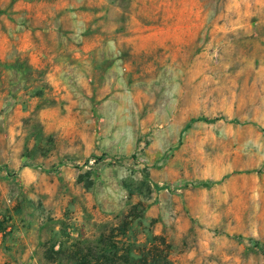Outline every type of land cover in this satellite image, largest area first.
Returning <instances> with one entry per match:
<instances>
[{
	"label": "rangeland",
	"instance_id": "rangeland-1",
	"mask_svg": "<svg viewBox=\"0 0 264 264\" xmlns=\"http://www.w3.org/2000/svg\"><path fill=\"white\" fill-rule=\"evenodd\" d=\"M10 226L0 264H264V0H0Z\"/></svg>",
	"mask_w": 264,
	"mask_h": 264
},
{
	"label": "built area",
	"instance_id": "built-area-1",
	"mask_svg": "<svg viewBox=\"0 0 264 264\" xmlns=\"http://www.w3.org/2000/svg\"><path fill=\"white\" fill-rule=\"evenodd\" d=\"M13 234L14 233V229L12 228V226L8 227L6 230L4 228V230L2 232H0V234Z\"/></svg>",
	"mask_w": 264,
	"mask_h": 264
},
{
	"label": "trees",
	"instance_id": "trees-1",
	"mask_svg": "<svg viewBox=\"0 0 264 264\" xmlns=\"http://www.w3.org/2000/svg\"><path fill=\"white\" fill-rule=\"evenodd\" d=\"M202 186H204V187H210L211 185L206 184V185H202Z\"/></svg>",
	"mask_w": 264,
	"mask_h": 264
}]
</instances>
